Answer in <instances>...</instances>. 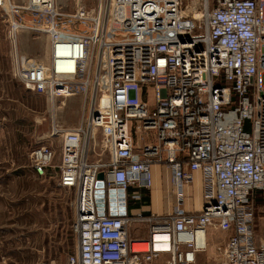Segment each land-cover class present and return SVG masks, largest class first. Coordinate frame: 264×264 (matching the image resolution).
I'll return each instance as SVG.
<instances>
[{"label": "built area", "instance_id": "built-area-1", "mask_svg": "<svg viewBox=\"0 0 264 264\" xmlns=\"http://www.w3.org/2000/svg\"><path fill=\"white\" fill-rule=\"evenodd\" d=\"M25 10L58 16L55 0ZM71 18L81 33L52 22L46 61L22 59L13 74L49 101L76 96L78 84L90 96L85 126L52 129L59 165L50 145L29 154L37 176L57 169L58 186L75 191L67 264H199L210 230L230 235L209 264H264V0H99ZM97 131L108 163L89 162ZM160 167L170 212L98 215L100 172L127 201L131 187L133 199L151 190ZM195 181L201 208L186 211ZM134 222L148 224L146 239L129 235Z\"/></svg>", "mask_w": 264, "mask_h": 264}, {"label": "rangeland", "instance_id": "rangeland-1", "mask_svg": "<svg viewBox=\"0 0 264 264\" xmlns=\"http://www.w3.org/2000/svg\"><path fill=\"white\" fill-rule=\"evenodd\" d=\"M98 2L55 0L58 16L53 21L48 14L25 10L28 0H0V264H67L68 257L76 254L77 238L72 228L75 191L58 186L57 169L49 168L46 177L37 176L29 154L34 148L50 145L55 157L51 165H59L61 141L51 137L52 129L85 126L90 96L78 84L76 96L49 101L27 91L13 74L22 59L46 61L47 29L52 22L57 29L81 33L82 24L71 17L78 7L91 11ZM13 21L19 25L16 32L11 30ZM78 26L82 28L79 31ZM148 103L151 104V96ZM94 140L97 146L89 154V162L108 163L110 156L100 148L98 131ZM165 173L161 172L164 180ZM155 186L151 190L137 189L138 199L131 197L136 191L131 187L127 214L130 209L143 217L170 212L167 208V201H172L170 191L167 193L161 185L163 193L156 194ZM194 194L195 191H189L192 198ZM146 197L149 204L137 207ZM256 226L258 230V216ZM147 232V223L134 222L128 228L133 238L146 239ZM210 233L209 250L201 255L199 264H209L214 245L230 235L215 230Z\"/></svg>", "mask_w": 264, "mask_h": 264}, {"label": "water", "instance_id": "water-1", "mask_svg": "<svg viewBox=\"0 0 264 264\" xmlns=\"http://www.w3.org/2000/svg\"><path fill=\"white\" fill-rule=\"evenodd\" d=\"M104 174L100 172L97 176L95 204L98 215L108 213L109 216H124L126 214V193L121 190H109L104 188Z\"/></svg>", "mask_w": 264, "mask_h": 264}, {"label": "crops", "instance_id": "crops-1", "mask_svg": "<svg viewBox=\"0 0 264 264\" xmlns=\"http://www.w3.org/2000/svg\"><path fill=\"white\" fill-rule=\"evenodd\" d=\"M153 171H154V174H155L154 175L153 184L154 185H157V186H155L156 187V194H158L159 191H160V193H163V188L161 187V185L164 187V191L168 190L167 191V193H168L169 190H170V188H171V186L169 184V174L164 169H161V168L160 169L159 168L158 169L157 168H154ZM161 172H164V173L166 172L165 173V176H166L165 180L162 178ZM154 185H152V186H154ZM190 190L192 192L195 191V194H194V197L193 198L189 195L191 197L192 204H184V209L186 211H193V210H195L194 206H192V205H194V203H195L194 202V198L195 199L197 198L198 201H199V198H200L201 187L199 186V182L198 181L193 182V184L190 185V189H188V193H189ZM128 194H131V193H128ZM156 197H157V195H156ZM167 202L169 203L168 206H167V208L171 210V208H172V201L171 202L167 201ZM141 239H145V238H141Z\"/></svg>", "mask_w": 264, "mask_h": 264}, {"label": "bare ground", "instance_id": "bare-ground-1", "mask_svg": "<svg viewBox=\"0 0 264 264\" xmlns=\"http://www.w3.org/2000/svg\"><path fill=\"white\" fill-rule=\"evenodd\" d=\"M36 26H37V25H36ZM21 27H22V26H21ZM36 29H38V28H36ZM40 29H41V28H40ZM188 199H189V195H188V193H187L186 198H185V202L188 201ZM194 202H195L194 205H193L194 208H195V209H200V208H201V202H199L197 198H196V199L194 198ZM188 203H189V202H186V204H188Z\"/></svg>", "mask_w": 264, "mask_h": 264}, {"label": "trees", "instance_id": "trees-1", "mask_svg": "<svg viewBox=\"0 0 264 264\" xmlns=\"http://www.w3.org/2000/svg\"><path fill=\"white\" fill-rule=\"evenodd\" d=\"M148 203V198L146 197L143 201L139 202L137 204V207H142V206H146Z\"/></svg>", "mask_w": 264, "mask_h": 264}, {"label": "flooded vegetation", "instance_id": "flooded-vegetation-1", "mask_svg": "<svg viewBox=\"0 0 264 264\" xmlns=\"http://www.w3.org/2000/svg\"><path fill=\"white\" fill-rule=\"evenodd\" d=\"M127 208V207H126Z\"/></svg>", "mask_w": 264, "mask_h": 264}]
</instances>
